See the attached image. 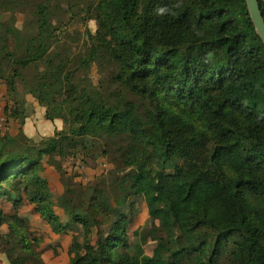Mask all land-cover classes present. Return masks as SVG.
Instances as JSON below:
<instances>
[{
	"label": "trees",
	"instance_id": "16d2710c",
	"mask_svg": "<svg viewBox=\"0 0 264 264\" xmlns=\"http://www.w3.org/2000/svg\"><path fill=\"white\" fill-rule=\"evenodd\" d=\"M26 1L20 28L2 15L23 1L0 0L5 113L21 125L33 115L22 83L63 127L39 141L0 133V198L74 232L69 264H264V43L246 0H96L80 18L95 33H70L81 13L60 0ZM79 154L112 167L77 183L64 162ZM46 157L64 184L56 200ZM137 197L150 218L132 239ZM27 229L0 203V253L46 264Z\"/></svg>",
	"mask_w": 264,
	"mask_h": 264
},
{
	"label": "rangeland",
	"instance_id": "374dc122",
	"mask_svg": "<svg viewBox=\"0 0 264 264\" xmlns=\"http://www.w3.org/2000/svg\"><path fill=\"white\" fill-rule=\"evenodd\" d=\"M22 1H23L22 4H17L15 6H13L12 12H4L2 15V18L4 20H8L12 14H15L17 17V26L20 28L23 26L25 20L27 19L28 10L30 9V6L27 5V1L26 0H22ZM94 1H96V0H70V1L60 0L59 3L64 10L68 11L69 9H72V11H75L77 13L78 12L81 13L75 19L72 20L74 22V25L69 26L68 29H69L70 33H72L76 28L82 30L83 32H85L86 30L91 31L92 33L96 32L97 23L95 20L87 18L86 21H84V22L80 21V18L87 17L86 12H85L86 7L88 5H91ZM36 2H37V0L31 1L30 4L35 5ZM53 2L57 3V0H54ZM61 16H62V14H61ZM67 21H69V19ZM83 43H84V40L81 37L80 44H83ZM91 74L93 76L94 82L97 83L99 81V79L101 78V74H99L96 66L92 68ZM18 89H19V92L25 97L27 103L30 105L31 109L33 110V114H34L35 108L32 105L31 100L34 99L36 101L35 97L29 93H27V94L25 93V90L22 86V83L18 84ZM8 100H9V97L7 94L6 83L4 81H0V133L3 135H5L7 133H11V128H12L11 124L13 121L17 122L20 126H22L16 120H12V119L8 120L6 113H5V108H6ZM47 121H50V120H47ZM47 121H45V123H43V124L45 125L47 123ZM50 122H51V124L49 126L42 127V128L40 127V130H39L38 124H36V125H31L30 129H28L27 132L26 131L24 132L22 129H19V133L22 131L25 135L32 138L33 140L39 141L41 138L49 136V134H51V135L54 134V132L56 130H58L62 126V123H63L62 120H60V119H56L55 122L54 121L53 122L50 121ZM33 133H36V134L33 135ZM18 134H16V135H18ZM83 158H84L83 155L79 154L75 158H67L64 162V166H65L67 173L70 175H73L74 181L77 183H81V184L85 185L88 183L95 182L97 177L107 173L109 168L112 167V164H111L109 158H100L98 160H91L88 158L83 159ZM48 159L49 158L46 157L43 161L44 168L42 170V175L45 178L47 176L50 179V182L48 181L49 185H50V183H52V188L55 190L56 184L59 185V183H60V185L62 187L64 184L62 183L63 182L62 177L58 173L56 168L54 166L48 164ZM52 188H51L52 197L56 200L59 195L54 193ZM9 195L0 198V203L3 207V209L5 206L6 210H9L10 209L9 208V205H10L9 202H11V204H13L11 207V210H12V212L15 211L14 214L19 215V210L24 212V213H29V214L34 212L33 211V210H35L34 204H30L27 200H24L22 202L14 204L13 200L9 197ZM136 202H137L136 207H137L138 213L136 214V216L132 219L131 223L129 224V234H130L132 239L134 238V232L136 230H138V228H141V227H144L145 225H148L149 218H150L147 206H146L145 202L143 201V199L141 197H137ZM7 208H9V209H7ZM35 212H37V211L35 210ZM19 216H22L26 219V224L28 226L27 230L30 233V236L40 239L41 240V246H42V243L45 240L46 233L44 231H40V230H37V231L33 230L32 226H31V221L23 215H19ZM41 218L44 219L47 222V224H49L45 218H43L42 216H41ZM49 226H50V224H49ZM4 228L5 229L2 232L7 233L9 231L8 225H5ZM51 229H52V227H51ZM52 231H53V229H52ZM63 234H65V233H63ZM45 242H49L48 245H46V248H52L51 241H49L47 239ZM41 246H40L39 250L42 252ZM156 246H157V241L149 238L147 243L144 245V248H145V251H147L148 253H152L153 249H155ZM1 254L2 253H0V256H1ZM59 256L61 259V256H62L61 254L59 255V253H57V252L51 253L52 260L59 259ZM5 258L8 261L6 255H5Z\"/></svg>",
	"mask_w": 264,
	"mask_h": 264
},
{
	"label": "crops",
	"instance_id": "0c3cea01",
	"mask_svg": "<svg viewBox=\"0 0 264 264\" xmlns=\"http://www.w3.org/2000/svg\"><path fill=\"white\" fill-rule=\"evenodd\" d=\"M31 102H32V105L35 108V113L30 118H28L26 120L25 124L22 125V126H20L17 122L13 121L12 124H11L12 128H11V133L10 134H12V135L18 134L19 133V129H22L24 132L25 131L27 132V130L30 129L31 125L38 124L39 130H40V127L41 128L42 127H46V126H49L51 124V122L47 121V119L45 118V114H46L45 107L39 105L37 100L35 101L33 99V100H31ZM45 121H47V123L44 125L43 123H45ZM55 121L56 120H54V122ZM62 127H63V123H62V126L59 129H61ZM34 134H36V133H33V135ZM50 135L51 134H49V136ZM46 178L50 182V179L47 176H46ZM50 187L52 188V183H50ZM52 190L57 195H60V194L63 193V187L60 185V183H59V185L56 184L55 190L53 188H52ZM9 204H10L9 205L10 209L7 208L9 210H6V207L4 206V210H5V212H7L9 214L10 213L14 214L15 211L12 212V210H11V207H12L13 204H11V202H9ZM33 211L34 212L29 214V213H24V212L19 210V215H23V216L27 217L31 221V226H32L33 230H35V231L40 230V231H44L46 233L45 240H44V242L42 243V246H41V250L43 252L42 253V257H43L45 263L46 264H69V261H70L69 250H70V246L73 243L74 232L69 231V232H67L65 234H57V233L53 232L51 227L49 226V224H47V222L44 219L41 218L40 214L35 212V210H33ZM55 211L59 215L60 220L63 223H67L68 222V217H67V215L65 214V211L62 208L56 206L55 207ZM4 226L2 227V231H4V229H5ZM47 239L49 241H51L52 248H46V245H48V243H49V242H45ZM153 251H154V249H153ZM153 251H152V253H148L146 251V253L148 255H152ZM55 252L59 253V255L60 254L62 255L61 259H60V256H59L60 260L59 259L52 260L51 253H55ZM0 264H9V262L6 260L4 254H1V256H0Z\"/></svg>",
	"mask_w": 264,
	"mask_h": 264
},
{
	"label": "water",
	"instance_id": "95a60500",
	"mask_svg": "<svg viewBox=\"0 0 264 264\" xmlns=\"http://www.w3.org/2000/svg\"><path fill=\"white\" fill-rule=\"evenodd\" d=\"M246 2L256 31L264 43V14L260 2L259 0H246Z\"/></svg>",
	"mask_w": 264,
	"mask_h": 264
}]
</instances>
